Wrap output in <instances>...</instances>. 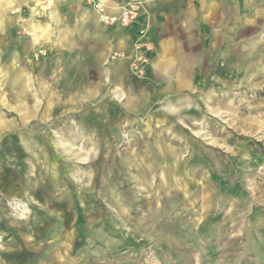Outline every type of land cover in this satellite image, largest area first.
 I'll use <instances>...</instances> for the list:
<instances>
[{
  "label": "rangeland",
  "instance_id": "374dc122",
  "mask_svg": "<svg viewBox=\"0 0 264 264\" xmlns=\"http://www.w3.org/2000/svg\"><path fill=\"white\" fill-rule=\"evenodd\" d=\"M11 1L49 39L0 57V264H264V0L178 2V54L150 0H83L81 46Z\"/></svg>",
  "mask_w": 264,
  "mask_h": 264
},
{
  "label": "crops",
  "instance_id": "0c3cea01",
  "mask_svg": "<svg viewBox=\"0 0 264 264\" xmlns=\"http://www.w3.org/2000/svg\"><path fill=\"white\" fill-rule=\"evenodd\" d=\"M20 1V0H19ZM25 1V3H30L33 0H23ZM79 3L77 4L76 7V11L75 13L77 14L76 16V27L73 28L74 30V35H76L74 38L72 44H76L81 46V44L83 43L81 38L83 39V41L85 39H87L86 37L89 36L96 38V34L97 32H95L94 28L98 27V20H97V16L95 13L90 12V9H88L87 7H84L83 5V0H77ZM186 1V0H185ZM1 2V1H0ZM178 2H182V0H150V2L147 5V10L148 12L151 14L152 19H154L155 21L160 23V33L163 36V34L169 33V32H173L170 33L171 35V41L167 43H161L160 46L162 48V53H169V54H178L180 52H178L179 50H185L183 49V47H181V42H179V36H181V34H179V32H177L176 30H178V27L176 26L177 23V17H178V7H180V4H178ZM12 3H14L13 1H7L4 0L3 3H0V57H2V59H9V60H15V58L12 57V55H14V53L16 55H18V59H20V54L21 51H24V53L27 54H31L34 52V49L36 47L37 44H46L48 45V30H49V25L48 24H38V23H34L35 29H37V34L39 36L38 39L33 40L30 36L28 27L31 26V21H26L25 23H20L18 18L16 16H10V10L12 9ZM198 4L199 7L201 8V6H205L208 7V2H206V4L204 5L203 0H198ZM62 4L58 5L56 8V10L59 11L60 14V23L59 25L56 27L58 28V33L60 34L59 38H60V43L62 42L63 45H68L71 44L70 40H67L66 36H68V32H64L62 30V28H60V25L63 21L62 15H61V9ZM220 6L219 4L213 9V12H215L214 14H223V11H219ZM90 13H92V19L90 18ZM221 16V15H220ZM167 24H170V26H168ZM209 24L206 25L205 29L209 30ZM90 28L93 29V31H89ZM24 28L27 30L28 35L26 36H22L19 37L16 35V33L18 32L19 29ZM216 30L219 31L218 26L216 27ZM64 32V33H63ZM8 38L9 41V49H8V54L6 56H1V52L3 49V46L5 45V39ZM208 38V37H206ZM64 39V40H63ZM191 41V42H190ZM190 41H186L185 45H193V41L194 40H190ZM59 43V44H60ZM253 44L256 43V45L258 44V42L254 41L252 42ZM186 47V46H185ZM74 50H76L74 48ZM163 59V57L161 58ZM169 60H177L176 58H169ZM161 61V60H158ZM163 64V63H162ZM16 67V66H15ZM14 67V68H15ZM26 67V66H23ZM169 67L171 68V66L169 65ZM27 68V67H26ZM30 87L27 88V92H30Z\"/></svg>",
  "mask_w": 264,
  "mask_h": 264
},
{
  "label": "bare ground",
  "instance_id": "6f19581e",
  "mask_svg": "<svg viewBox=\"0 0 264 264\" xmlns=\"http://www.w3.org/2000/svg\"><path fill=\"white\" fill-rule=\"evenodd\" d=\"M175 112H177L176 110H175ZM21 206V205H20ZM22 210V209H21Z\"/></svg>",
  "mask_w": 264,
  "mask_h": 264
}]
</instances>
